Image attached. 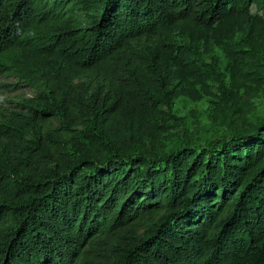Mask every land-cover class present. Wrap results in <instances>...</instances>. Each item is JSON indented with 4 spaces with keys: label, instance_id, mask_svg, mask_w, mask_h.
I'll list each match as a JSON object with an SVG mask.
<instances>
[{
    "label": "trees",
    "instance_id": "16d2710c",
    "mask_svg": "<svg viewBox=\"0 0 264 264\" xmlns=\"http://www.w3.org/2000/svg\"><path fill=\"white\" fill-rule=\"evenodd\" d=\"M0 76L42 87L0 119V264H264V0H0ZM209 79L214 137L173 140Z\"/></svg>",
    "mask_w": 264,
    "mask_h": 264
},
{
    "label": "rangeland",
    "instance_id": "374dc122",
    "mask_svg": "<svg viewBox=\"0 0 264 264\" xmlns=\"http://www.w3.org/2000/svg\"><path fill=\"white\" fill-rule=\"evenodd\" d=\"M200 47L204 59L208 62V67L216 68L217 77L223 78L228 83L230 72L227 70L228 59L223 48L217 45L208 47L203 42H200ZM207 83L215 93L214 95L205 94L197 100L188 96H180L175 100L172 110L177 118L170 121L173 140L184 134L187 129L190 133H207L214 137L217 128L212 125L210 110L219 88L216 79H209ZM253 86L255 85L252 83L249 91V97L253 103L250 116L253 120H258L264 116V85L258 89H252ZM200 87L201 84H198L197 88ZM41 88L40 84L31 85L13 77L0 76V119L10 110H15L19 103L34 98Z\"/></svg>",
    "mask_w": 264,
    "mask_h": 264
}]
</instances>
